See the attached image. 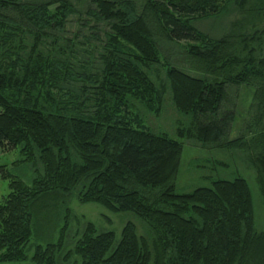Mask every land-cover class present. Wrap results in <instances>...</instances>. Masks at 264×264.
<instances>
[{
  "label": "trees",
  "instance_id": "1",
  "mask_svg": "<svg viewBox=\"0 0 264 264\" xmlns=\"http://www.w3.org/2000/svg\"><path fill=\"white\" fill-rule=\"evenodd\" d=\"M248 1L0 0V150L19 146L22 160L42 170L31 184L11 178L0 199V263L24 261L40 211L80 187V202L129 211L152 233L148 242L127 222L116 240L86 221L68 252L80 264H264L244 177L175 192L180 139H189L244 154L264 196V55L251 45L259 37L211 39L191 24ZM72 16L78 30L65 37ZM180 41L189 73L163 48ZM154 65L165 71L160 86ZM239 87L252 90L251 116L230 138L235 111L226 105ZM167 88L189 119L176 137L149 130L136 103L159 112ZM58 245L36 242L31 261L58 264Z\"/></svg>",
  "mask_w": 264,
  "mask_h": 264
},
{
  "label": "rangeland",
  "instance_id": "2",
  "mask_svg": "<svg viewBox=\"0 0 264 264\" xmlns=\"http://www.w3.org/2000/svg\"><path fill=\"white\" fill-rule=\"evenodd\" d=\"M226 7L225 11L214 16L194 17L191 24L211 39L232 34L234 41L238 42V34L248 37L258 35L259 38L251 45L259 54L264 55V0H249L243 9L237 8L232 2L227 4ZM76 20L75 16L69 18L63 34L65 37H72L77 32L79 24ZM98 27L102 30L107 29L104 24L98 25ZM89 31L82 28L81 34H88ZM81 34L78 35V39H81ZM100 35L103 37L102 32ZM92 44L97 46L94 49L93 62L98 64L97 56L101 48H99L98 41L93 40ZM165 46L163 48L167 58L180 69L189 73V60L183 54L188 42L180 41L177 44H166ZM163 62L164 59H162ZM152 68L151 76L154 82L160 86L161 82L164 81V68L161 65H154ZM251 94L252 90L245 87L231 90V98L233 99L226 105V108H234L235 111L230 138L239 136L245 123L250 119ZM162 96V107L159 112L148 110L145 105L137 101L139 114L149 130L166 132L171 137H176L174 134L176 127L180 123H187L189 119L175 109L168 88L163 91ZM180 140L183 143V149L175 182V192L185 193L196 187L210 186L211 181L217 178L233 179L236 176H242L246 179L251 191L255 231H264V196L256 180L254 169L248 160L244 158V154L237 150L224 152L201 147L200 144L189 139ZM22 159L19 146L8 150H0V199L8 193V182L11 178L17 177L25 183L31 184L32 179L37 176L39 171H42L40 166H34ZM222 163H227V165ZM3 174L6 176L2 177ZM79 191L80 187L74 188L59 198L62 203L59 205L51 203L54 206L48 209L49 211L46 213L40 211V215L34 219L32 225V235L26 246L27 256L24 261L0 264H34L31 258L34 254V244L36 242H59L55 251L57 263L80 264L79 257L75 254H68V252L80 236L86 221L91 222L97 231H113L116 240L120 238L124 225L131 222L134 224L138 237L144 238L148 242L151 241L152 233L149 227L136 215L129 211H111L95 202L82 203L79 201ZM67 207L69 212L64 211V208ZM56 210L60 213L58 217L55 214ZM60 234L61 237L59 238Z\"/></svg>",
  "mask_w": 264,
  "mask_h": 264
}]
</instances>
